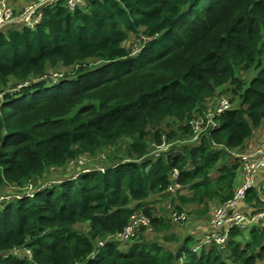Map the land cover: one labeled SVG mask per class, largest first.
<instances>
[{
  "label": "trees",
  "instance_id": "trees-1",
  "mask_svg": "<svg viewBox=\"0 0 264 264\" xmlns=\"http://www.w3.org/2000/svg\"><path fill=\"white\" fill-rule=\"evenodd\" d=\"M219 96L231 108L191 141L190 120ZM263 121L264 0H85L43 9L34 30L1 29L0 264H264V223L202 245L212 210L238 186L230 152L264 140ZM257 128L263 138L250 140ZM121 141L125 157L88 162ZM165 195L180 203L173 212L201 207L198 231L169 235L172 247L144 234L168 231L154 207ZM241 209H264V191L249 190ZM185 213L169 221L186 224ZM142 215L149 226L116 237Z\"/></svg>",
  "mask_w": 264,
  "mask_h": 264
},
{
  "label": "built area",
  "instance_id": "built-area-1",
  "mask_svg": "<svg viewBox=\"0 0 264 264\" xmlns=\"http://www.w3.org/2000/svg\"><path fill=\"white\" fill-rule=\"evenodd\" d=\"M63 4L69 11H75L84 5L85 0H27L26 3H17L13 6L11 0H0V30L7 26H25L34 30L42 19L43 9ZM145 40L142 36L136 39L140 42ZM141 48L134 44L130 54L135 55ZM58 73V72H56ZM231 108V102L225 96H219L214 101V106L208 109L204 114L198 115L190 120L189 125L192 131L191 141H196L199 136L217 126V118L225 111ZM168 148V145L162 144L153 150L157 156L160 151ZM232 156L241 162V183L237 186L231 198L224 200L221 204L212 210L209 221L210 230L203 234L202 245L215 244L222 248L226 243L229 232L235 228L247 229L251 224L264 223V209L251 214L242 211L246 193L254 187L264 191V140L250 150L230 152ZM82 159L80 162H82ZM173 183L168 191L171 193L179 189L176 181L178 172L175 169L172 173ZM187 219L185 212H174L172 220L174 223H184ZM149 219L146 216H138L132 219V222L125 227L123 232L118 233L116 237L120 240H127L134 235L135 229L139 225L149 226ZM100 242L99 245H102ZM23 251V252H22ZM24 253L28 259H31V251L26 248H14L11 251L13 255ZM6 257V255H0ZM93 254L91 255V257Z\"/></svg>",
  "mask_w": 264,
  "mask_h": 264
},
{
  "label": "rangeland",
  "instance_id": "rangeland-1",
  "mask_svg": "<svg viewBox=\"0 0 264 264\" xmlns=\"http://www.w3.org/2000/svg\"><path fill=\"white\" fill-rule=\"evenodd\" d=\"M134 44H137V48H139L141 45V43L137 42L136 39H133V40L130 39L127 42V46H129V47H131V46L134 47ZM132 47H131V50H132ZM250 72L254 73V70L252 69ZM62 74H63V72H58V73L52 72L51 76L53 78H57ZM249 75H250L249 73L247 75L244 74L245 77H247ZM172 126H173V124L170 125V127H172ZM262 126L264 127V121L261 124V127ZM159 127L165 129V128L169 127V125L166 126L165 124H162ZM259 131H260L259 128H257L255 131H253L252 135L250 136V140L253 138L254 135L258 134ZM179 142L180 141H173L172 145L179 144ZM123 147H124V144L121 141L117 144V146L114 148V150L106 151L104 153H100L98 156L91 157L88 159V162L90 164H92V166H102L103 164L104 165L110 164L114 160V156L125 157V150L123 149ZM150 150H151V148H150ZM152 150H154V148H152ZM82 163H84V158L82 159ZM241 180H242V175H239L237 178L238 185L241 183ZM172 198H173V196H171V195H165L161 200H159V202L154 203V207L156 209V212L158 214H160L161 216H163L165 218L166 222L168 223V225H169L168 231L164 232V233H155L154 231H152V229L148 228L147 232L144 233L145 236H147L149 238H153L157 242L162 243L164 246H169V245L173 244L172 240L167 238L169 235L173 234L175 236H178V238H181L182 236L186 235L188 232V228H187L188 222L192 224L195 222V220H198L200 218V216L197 215V211L199 209H201V207H198L195 204L183 205V206H181V208L185 212H188L189 221L186 224H181V225L171 223L169 221V219H170V217L172 218V214L174 213L173 212L174 206L175 205L180 206L178 199L174 198L175 200L173 201V200H171ZM212 203H215V202H212ZM77 227L84 229L85 226L83 225L82 227H79V225H77ZM245 236H246V238L248 237V231L245 232ZM120 246H121L120 251H126L129 248L130 243H123ZM144 249L147 250L148 246H144Z\"/></svg>",
  "mask_w": 264,
  "mask_h": 264
},
{
  "label": "crops",
  "instance_id": "crops-1",
  "mask_svg": "<svg viewBox=\"0 0 264 264\" xmlns=\"http://www.w3.org/2000/svg\"><path fill=\"white\" fill-rule=\"evenodd\" d=\"M11 1H12V0H11ZM14 3H15V2H14ZM15 4H16V3H15ZM260 133H261V132L259 131V133L256 134L253 138H257V140H260L261 138H263L264 135L262 136V134L260 135ZM254 140H255V139H254ZM257 140H256V141H257ZM253 143H255V141H252V144H253ZM197 231H198V229L194 228V227H193V224H192V226H190V227L188 228V232H187V233L190 234V235H194V233H196ZM188 234H187V235H188ZM187 235H186V236H187ZM177 237H178V236H177ZM168 247H172V246L170 245V246H168Z\"/></svg>",
  "mask_w": 264,
  "mask_h": 264
}]
</instances>
